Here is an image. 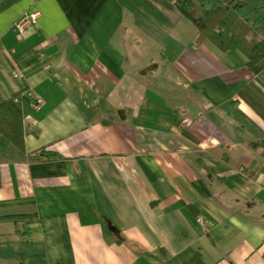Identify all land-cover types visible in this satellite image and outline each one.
Here are the masks:
<instances>
[{
  "label": "crops",
  "instance_id": "1",
  "mask_svg": "<svg viewBox=\"0 0 264 264\" xmlns=\"http://www.w3.org/2000/svg\"><path fill=\"white\" fill-rule=\"evenodd\" d=\"M197 32L171 0H0V103L28 97L0 216H35L0 264H264V69Z\"/></svg>",
  "mask_w": 264,
  "mask_h": 264
},
{
  "label": "trees",
  "instance_id": "2",
  "mask_svg": "<svg viewBox=\"0 0 264 264\" xmlns=\"http://www.w3.org/2000/svg\"><path fill=\"white\" fill-rule=\"evenodd\" d=\"M171 1L197 27L198 43L210 40L225 52L238 49L247 56V66L254 74L264 69V0ZM243 93L244 89L241 90V94ZM27 99L25 90H20L0 103V133L17 144L22 141V106ZM253 99L259 101L255 96ZM251 102L255 104L254 101ZM44 153L46 157L53 159L63 158L55 151L44 150ZM34 219L32 214L0 216V220L16 223ZM115 234L119 235L117 231ZM117 240L122 243L124 239Z\"/></svg>",
  "mask_w": 264,
  "mask_h": 264
},
{
  "label": "built area",
  "instance_id": "3",
  "mask_svg": "<svg viewBox=\"0 0 264 264\" xmlns=\"http://www.w3.org/2000/svg\"><path fill=\"white\" fill-rule=\"evenodd\" d=\"M39 16H40L39 11L29 12V13L25 14L23 17H21L16 22L15 31H16L19 39H24L26 37L27 27H29V25L34 23ZM18 75H19V73L15 72V76H18ZM28 95H29V98L32 99L33 105L35 108L39 109L43 105L44 99L42 97L35 94L34 92H30ZM199 221L201 224L203 223L202 218H199Z\"/></svg>",
  "mask_w": 264,
  "mask_h": 264
}]
</instances>
